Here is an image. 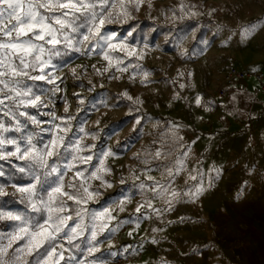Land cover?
<instances>
[{"label":"rangeland","instance_id":"1","mask_svg":"<svg viewBox=\"0 0 264 264\" xmlns=\"http://www.w3.org/2000/svg\"><path fill=\"white\" fill-rule=\"evenodd\" d=\"M52 2L55 4L56 0ZM94 2L99 10L100 0ZM110 4L115 6L109 11L119 14L103 30L112 36L110 42L115 45L106 48L110 60H105L100 52L87 51V42L76 44L81 51L67 49L63 36L58 34L61 43L55 51L59 55L51 57V66L45 71L60 79L55 84L27 78L24 81L47 107L33 109L19 104L18 100L13 102L9 97L15 93L5 89L0 92L3 100L0 123L13 127L18 119L22 126L26 124L20 132L5 134L6 138L33 134L35 140L43 138L47 143L51 134L41 133L40 129L61 123L53 120V113L57 117H77L68 136L79 139L82 147L95 145L91 151L85 148L79 155L93 154L95 168L90 170L100 169L99 160H103L111 172L101 171L98 175H103L112 187L87 172L85 186L90 185V191L98 190L99 195L82 205L68 201V206L73 217L80 208H86L89 213L109 209L115 217L109 225L113 231L105 230L98 235L101 241L98 244L89 242L88 231L71 244L65 237L54 245L51 256L45 253L37 257L35 251L28 255L30 245L20 241L18 244L24 247L16 264H65L69 256H74L77 264H118L116 257L127 253L133 255L129 264H245L243 255L235 252L251 243L250 236L255 229V194L264 193V100L243 89L218 99L208 86L229 64L251 65L263 70L264 19L260 18H264V0H123V5L121 0H110ZM26 7L27 0H22L18 11L22 14ZM40 11L52 16L71 12L70 9ZM68 19H72L71 15ZM136 19L146 22L145 28L130 27L129 22ZM48 22L54 24V21ZM12 23L14 20L5 16L0 20V28ZM86 32L80 28L73 34L71 28H65V34L73 36L74 42ZM15 36L13 31L12 37ZM9 39L0 36V40ZM34 42L43 44L45 49L53 47L46 40ZM42 59L48 60L49 52ZM27 60L34 61V54ZM28 71L31 76L41 74L39 66L35 71L31 68ZM144 73L148 75L145 77ZM250 83L252 87L254 83ZM197 97L200 105L196 104ZM81 99L84 104H80ZM65 106L68 113H64ZM25 111L42 123L32 124L28 116L19 115ZM137 119L141 120L140 125H136ZM110 125L118 130L108 135L112 132ZM177 136L182 140L178 141ZM7 148L13 150L11 145ZM185 148L190 155L184 171L170 183L176 190L186 191L199 181L204 191L194 200L184 198L175 203L173 210L162 217H157L151 208H142V214L136 213L137 205L151 200L152 195L141 189L140 183L151 186L153 181L147 179L149 175L161 183L168 181L164 165ZM108 150L114 155L101 156L102 151ZM157 151L161 156L155 158ZM10 159L13 165L22 163L14 157ZM66 162L63 157L57 160L58 164ZM0 164L5 170L0 183L7 191L14 192L13 183L23 186L27 182L28 178L21 179V174L9 179L12 166L7 161ZM84 168L89 165L79 164V170ZM198 173L204 174L202 181ZM74 175L75 170L64 176L65 191L69 190L67 185ZM193 175L197 176L196 181L190 179ZM81 180L77 177L72 182L79 184ZM20 195L10 198L2 210L38 215L30 206L18 202ZM128 199L131 202L125 203L124 211H120V202ZM151 202L158 208L165 206L161 198ZM108 222L107 215L97 219L98 233L99 226ZM83 223L90 226L89 216L84 217ZM69 224L75 226L73 221ZM19 227L17 221L0 220V236L5 237V245ZM17 246L14 243L9 253ZM89 248L99 250L89 252Z\"/></svg>","mask_w":264,"mask_h":264},{"label":"snow or ice","instance_id":"2","mask_svg":"<svg viewBox=\"0 0 264 264\" xmlns=\"http://www.w3.org/2000/svg\"><path fill=\"white\" fill-rule=\"evenodd\" d=\"M121 4L123 5V0H121ZM21 5L22 0H0V20H3L5 16L10 20H14V23L9 26L0 28V36L11 38L7 41L0 40V85L3 86L0 88V92H4L5 89L14 92L15 96L9 97V99H12L13 102L18 100L19 104L26 107L33 109L47 107L41 96L36 95L33 89L28 87L24 81L27 78L55 84V81L60 79V77L53 76L51 72L46 73L45 71L46 68L51 66V57L59 55V52L55 51L56 46L61 43L58 34L63 36L65 48L81 51V48H77L76 44L84 45L87 42V51L100 52L103 54L105 60H110L106 48H114L115 45L110 42L112 36H108L103 30L106 24L112 22L119 14L109 11L110 7L115 6L114 4H110V0H100L99 10H97V4L94 0L93 2L77 0L76 3H72L71 0L68 3H60L59 0H56L55 4L52 0H27V7L22 14L18 11ZM40 9L48 10V12H52L54 9H70L71 12L62 11L59 15L52 16L46 15ZM77 13L79 15H76ZM69 15H71L72 19H68ZM124 15L127 17L128 13L125 11ZM50 20L54 21V24L49 23L48 21ZM54 25H59V27L57 28ZM66 27L71 28L73 34L78 33L80 28H85L87 32L86 34H81L82 39L74 42L73 36L65 34ZM37 29H39L38 32ZM13 31L16 33L15 37H12ZM114 35L115 33H113ZM22 37H26L27 39H21ZM46 37L50 38L46 39ZM45 40L47 44L53 46L51 49H45L43 44L34 42ZM46 51L49 52L48 60L42 59ZM33 54L34 61L30 63L27 57ZM119 63L121 61H118ZM37 66H39L41 74L31 76L28 69L31 68L35 71ZM52 67L55 70L54 66ZM124 71H127V68ZM144 75L146 77L148 74L144 73ZM180 87L183 88L184 85L181 84ZM124 95H127V92ZM129 99L132 98L129 97ZM0 104H3V100H0ZM80 104H84L83 99L80 100ZM196 104H201L199 97L196 98ZM68 111V107L65 106L64 113H68ZM19 115L28 116V113L26 111L20 112ZM77 115H79V109ZM12 116L13 119H16V114L13 113ZM28 119L31 120L32 124L42 123L36 119V116H28ZM57 119L61 123L53 126L56 131L53 128L40 129L41 133L47 132L51 134V139L47 143H44L43 138L35 140L33 134L22 135L19 138H6L5 134L20 132L22 127H26V124L22 126L18 119L13 127H6L4 123H0V161H7L12 166L9 179L16 174H21V179L25 176L28 178L23 186L13 183L11 187L14 189V192L11 193L6 190L3 183H0V220L17 221L20 225L16 234L8 238L9 243L7 245L3 243L5 237L0 236V264H16L18 254L22 251L24 245H30L28 255H32V252L35 251L37 257L43 256L45 253H47V256H51L52 252L55 251L54 245L59 241H63L65 237L68 238V243L71 244L73 240L83 236L85 231H88L90 233L89 242L98 244L101 242L98 239V235H102L105 230L108 232L113 231V228L109 225L115 217L111 216V212L107 208L100 213H89L86 208H80L79 211L75 212V217L71 215L68 201L82 205L87 204L94 196L99 195L98 190L94 189L90 191L91 186H85V181L88 179L85 173L90 172L92 178L101 180L110 188L112 187L111 183L105 180L103 175H98V172H111V169L104 166L103 160H99L102 167L90 170L95 168V165L92 164L93 154L87 156L79 155L85 148L91 151L95 145L82 147L79 139L73 140L68 136V133L73 130L72 121L77 119V117L71 115L57 117L53 113V120ZM140 124L141 120L137 119L136 125ZM109 127L112 128V132L107 133L108 135L114 134L118 130L111 125ZM58 132H63L64 135H59ZM80 132H84V129L80 128ZM85 135H89V133H85ZM91 135L93 139H96L95 133ZM177 140L180 141L182 138L177 136ZM9 145L13 146V150H8L7 146ZM176 146L173 145V147ZM111 155H114L111 150L101 152V156L105 158ZM189 155L190 151L185 148L184 151L177 153L173 160L164 165L167 169L166 175L169 178L168 181L161 183L160 181H155L149 175L147 179L153 181L151 186L146 185L144 182L140 183V188L150 192L152 195L151 200L137 205L135 209L136 213H141L142 208H151L157 217H162L164 213L172 211L173 205L180 200L184 198L194 200L199 197L204 191L199 181L189 186L186 191L176 190L170 183V181L174 180L176 176L184 171ZM160 156L161 152L157 151L155 158ZM13 157L22 163L13 165L10 159ZM62 157L67 162L58 164L57 160ZM79 164H87L89 168L79 170ZM73 170H75V175L72 181H75L77 177L82 178V180L79 184L70 181L67 185L69 190L65 191L64 176L67 172ZM216 174L217 176L219 175V170H217ZM198 175L202 181L204 174L198 173ZM4 176L5 170L3 165L0 164V178ZM134 178L139 179L138 177ZM190 179L196 181L197 176L193 175ZM121 183H124L123 179ZM17 193L21 194L18 202L30 206L32 212L38 215H24L22 213L2 210L3 206L9 202V199L15 197ZM65 197L67 199H64ZM157 198L164 200V207L158 208L153 205L151 201ZM130 202V199L121 201L120 211H124L123 205ZM105 215L108 216L109 222L101 224L98 233L96 221L99 217H104ZM85 216H89L90 226L83 223ZM69 221H73L75 226L70 225ZM115 227H118V225ZM129 235H132V233L130 232ZM20 241H24V245H19L18 242ZM152 242L156 243V240L153 239ZM14 243L18 246L9 253L8 249L12 248ZM98 250V248L88 249L89 252ZM61 258L63 259V256ZM65 264H77L75 257L69 256L65 260Z\"/></svg>","mask_w":264,"mask_h":264},{"label":"built area","instance_id":"3","mask_svg":"<svg viewBox=\"0 0 264 264\" xmlns=\"http://www.w3.org/2000/svg\"><path fill=\"white\" fill-rule=\"evenodd\" d=\"M252 92L256 96L264 97V71L251 65H233L229 64L220 73L211 79L208 86L209 91L218 99L226 98L230 92L237 88L238 85L243 87L251 86ZM133 260L131 253L123 254L116 257L118 264H129Z\"/></svg>","mask_w":264,"mask_h":264},{"label":"crops","instance_id":"4","mask_svg":"<svg viewBox=\"0 0 264 264\" xmlns=\"http://www.w3.org/2000/svg\"><path fill=\"white\" fill-rule=\"evenodd\" d=\"M262 69L264 71V67ZM241 89L254 94L251 86L238 85L232 91ZM256 97L264 100V97ZM231 239H235V237H231ZM250 242L249 246L242 251L236 250L235 253L243 255L245 264H264V193L255 194V229L250 236Z\"/></svg>","mask_w":264,"mask_h":264},{"label":"trees","instance_id":"5","mask_svg":"<svg viewBox=\"0 0 264 264\" xmlns=\"http://www.w3.org/2000/svg\"><path fill=\"white\" fill-rule=\"evenodd\" d=\"M129 26L130 27H134V29H138V30H141L143 28H145L146 26V22L142 21V20H131L129 22ZM20 175V174H19Z\"/></svg>","mask_w":264,"mask_h":264}]
</instances>
